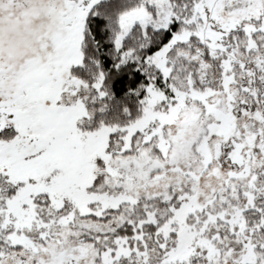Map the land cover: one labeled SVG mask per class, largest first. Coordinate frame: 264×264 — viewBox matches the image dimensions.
<instances>
[{"label": "snow or ice", "instance_id": "6c2138e0", "mask_svg": "<svg viewBox=\"0 0 264 264\" xmlns=\"http://www.w3.org/2000/svg\"><path fill=\"white\" fill-rule=\"evenodd\" d=\"M0 264H264V0H0Z\"/></svg>", "mask_w": 264, "mask_h": 264}]
</instances>
